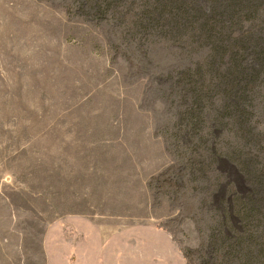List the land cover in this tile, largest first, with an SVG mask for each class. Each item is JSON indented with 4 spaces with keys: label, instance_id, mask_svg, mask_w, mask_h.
Wrapping results in <instances>:
<instances>
[{
    "label": "rangeland",
    "instance_id": "rangeland-1",
    "mask_svg": "<svg viewBox=\"0 0 264 264\" xmlns=\"http://www.w3.org/2000/svg\"><path fill=\"white\" fill-rule=\"evenodd\" d=\"M74 217V264H264V0H0V264Z\"/></svg>",
    "mask_w": 264,
    "mask_h": 264
},
{
    "label": "crops",
    "instance_id": "crops-1",
    "mask_svg": "<svg viewBox=\"0 0 264 264\" xmlns=\"http://www.w3.org/2000/svg\"><path fill=\"white\" fill-rule=\"evenodd\" d=\"M96 221L97 220L94 219L90 220L87 218L74 217L70 221H67L68 223L72 222V225H68L66 223V228L65 225L63 227L60 226V222H57L56 225L51 226L45 235L44 241L47 255L53 258H59L60 264H74L73 260L71 259L76 257V255H80L79 253H81L83 249H86L87 247L91 249V247L96 246L95 243L99 244L96 247L103 248V235L109 232V230L113 229L109 228L105 223H99L98 221L97 223ZM82 222H85L83 223L84 225L87 224V229H85V232L81 234V240L79 241L82 243H77V234L80 232L78 231L79 226L77 224H81ZM65 229L68 233H65ZM70 231L74 232L70 233ZM84 244L87 247H85ZM81 256L93 259L92 257L97 258L100 255H96L95 252L91 253L90 255L83 252V255Z\"/></svg>",
    "mask_w": 264,
    "mask_h": 264
}]
</instances>
